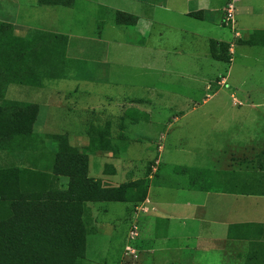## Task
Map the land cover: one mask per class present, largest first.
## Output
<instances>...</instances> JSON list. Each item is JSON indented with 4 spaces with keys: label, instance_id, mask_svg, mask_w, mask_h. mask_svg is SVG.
Here are the masks:
<instances>
[{
    "label": "rangeland",
    "instance_id": "1",
    "mask_svg": "<svg viewBox=\"0 0 264 264\" xmlns=\"http://www.w3.org/2000/svg\"><path fill=\"white\" fill-rule=\"evenodd\" d=\"M75 1V7L66 8L45 6L39 0H0L4 37L24 38L39 30L58 33L71 42L64 59L65 78L44 79L23 98L15 90L12 99L32 100L36 95L42 105L48 98L70 100L69 106L42 107L35 132L45 138L67 136L72 147L88 158L91 178L105 187L144 180L154 191L157 205L153 207L147 201L88 204L84 216L88 236L79 264H157L150 252L155 248L156 219L176 213L187 198L201 203L207 200L206 194L179 190L190 183L188 176L178 174L179 168L208 172L205 185L213 190L223 186L221 182L213 185L214 171L258 170L264 162V47L245 44L255 39L253 33L264 18H257V8L254 17H246L232 2L234 25L226 20L229 5L216 13L191 14L196 20L183 16L186 10H195L192 0H158L163 3L159 8L139 0ZM116 12L136 16L139 28L117 27ZM100 24H104L103 31ZM235 28L243 35L237 37ZM101 37L118 41L119 55L113 53L110 59L117 62L116 55L120 61L112 71L116 82L107 83L108 78L103 83L105 73L100 72L94 82H81L82 74L95 72L80 67L88 56L97 60L98 51L93 47L90 55L81 54L80 47L89 46L86 40ZM241 37L230 63L213 59L212 41H224L221 43L230 54L231 44ZM79 82L87 94L96 93L89 97L93 106H102L104 98L103 110L92 105L90 111L77 107L75 97L82 98L76 94ZM48 147L46 154L24 152L23 157L30 158L32 167L37 164L36 168L51 172L57 148L53 143ZM22 167L9 164V168H27ZM67 182L63 178L62 186ZM245 261L247 264V258Z\"/></svg>",
    "mask_w": 264,
    "mask_h": 264
},
{
    "label": "trees",
    "instance_id": "2",
    "mask_svg": "<svg viewBox=\"0 0 264 264\" xmlns=\"http://www.w3.org/2000/svg\"><path fill=\"white\" fill-rule=\"evenodd\" d=\"M39 1L52 7L76 5L75 0ZM114 22L117 26H136L138 18L116 12ZM2 25L0 23V150L47 152L48 144L53 143L57 152L52 174L19 168L0 170V264H79L85 256L88 236L84 221L87 205L141 204L147 200L150 186L142 180L116 188L105 187L89 177L88 158L72 147L67 136L47 135L45 138L35 133L39 106L6 100L7 88L9 85L40 87L44 79H62L68 38L33 30L24 38L8 39L2 35ZM5 27L10 29L11 24ZM103 29L104 24H100V30ZM262 42L263 39L259 43ZM228 51L223 43L212 41L210 53L214 60L230 63L232 58ZM201 171L179 168L178 174L188 176L191 189L212 191L205 185L208 172ZM231 174L238 173L213 174V185L223 184L213 190L235 192L239 186L256 189L255 183L243 182L247 180H241L242 175ZM63 178L68 179L66 186L61 184ZM235 227L231 226L229 238ZM250 227L255 226L247 228ZM257 247V243L251 244L247 264H264V250Z\"/></svg>",
    "mask_w": 264,
    "mask_h": 264
},
{
    "label": "crops",
    "instance_id": "3",
    "mask_svg": "<svg viewBox=\"0 0 264 264\" xmlns=\"http://www.w3.org/2000/svg\"><path fill=\"white\" fill-rule=\"evenodd\" d=\"M139 1L145 3L150 8L155 6V4V8H159V6L163 4L161 2L158 3V0ZM193 1L196 3V8L195 10L194 8L186 10L183 13V16H185L186 18L196 19L190 15L201 11L216 13L221 10H225L231 2L238 4L240 6L239 12H241V14H245L246 17H254L256 15L254 11L257 8V18H264V0H192L191 2ZM151 21L154 24L159 23V21L155 19H152ZM138 23L136 27L139 28ZM236 30V32H238L240 36L243 35L242 32H240L238 29ZM139 33L141 32L139 31ZM253 35L255 39H251L249 41L250 43L248 42L245 44L252 47H264V23L260 25V28L254 31ZM241 39L243 40L242 37L240 39H236L232 44L230 42L231 53L229 55L231 57L234 53L235 47H237L238 41H240ZM262 39L263 44L259 43ZM86 42V44L89 43V46H81L79 50L80 53L90 55V48L96 47L98 54L96 55L97 60H89V56L87 57V60H84V65L80 67V70L85 69V66H87L91 68V70H94L95 73H88L87 75L82 74L80 76L82 77L80 81H87L85 83L94 82L95 80H97L98 72H100L105 73V76H102L101 78V81L103 83L108 78L109 81L107 83L116 82V75L115 73L112 74V71L115 72V68L118 64L120 65V61L116 59V55L115 60L117 62H115L113 58L111 61L110 59L111 57H113V53H117V56L119 55L118 49L120 47L117 46L118 41H110L104 39V37H101L97 40H86ZM69 43H71L70 38ZM126 47L133 48L134 46H129L126 44ZM135 49L139 50L138 48ZM93 58H95V56ZM63 78H65V75ZM67 78L71 79V76ZM72 79L76 78L73 77ZM75 87H77L76 94H79V96L82 97H75L78 100L77 107L81 108V110H89L90 105H92L89 102V97L94 98L96 93L93 92V94L91 95L87 94V92L82 90L85 89L82 88V83H80L79 85H75ZM33 88L36 87L9 85V87L7 88L5 99L8 101H15V99H12V95L15 90H17V96L19 98L26 97L27 95H29V89ZM78 88H80L81 90ZM48 99L46 100L45 105L41 104V100L36 97V95L32 100L16 99V102L33 103L37 105L40 104V112L42 107L53 108L70 105V100L51 101V99ZM94 101L95 99H93V102ZM105 103L106 102L103 98L101 102L102 106H96L94 104V106L92 105V107L98 108V110H103L105 108ZM51 113H56V110ZM35 128L36 126L34 127V131ZM47 152L34 153L46 154ZM23 153L24 152L12 150H0V170L8 169L9 164H19L23 167H27L25 169H31L33 171H38L41 173L50 171L36 168L35 166L37 164H34L32 167V165L29 163L30 158L25 159L23 157ZM52 172L53 168L52 171L48 173ZM213 173H260L261 176L256 179L255 177L245 179L243 177V179H241L247 180L243 181L247 184L251 182L255 183L256 189L254 190H252L251 188H243L239 186L235 192H223L222 190L199 191L191 189V183H188V186L186 188H179L180 191L206 194L207 200L201 203L187 198L186 201H183L180 204V210H177L176 213H164L163 216L156 219L155 235L152 238V242H154L155 248L150 252L152 253L153 258L157 260V264H246L245 259L251 251V244L257 243V248L260 251L264 250V162L258 168V170L248 169L245 172H226L216 170ZM114 176L117 175L115 174ZM256 184H258V186ZM153 192V189L150 188L149 196L146 200V205L149 204L150 207H153L152 205H157L153 198ZM158 224H160L161 226V229L159 230L160 233H158ZM246 225L247 227H255L247 228ZM231 226L237 227H235L234 229L232 228V236L229 238V230L231 229Z\"/></svg>",
    "mask_w": 264,
    "mask_h": 264
},
{
    "label": "built area",
    "instance_id": "4",
    "mask_svg": "<svg viewBox=\"0 0 264 264\" xmlns=\"http://www.w3.org/2000/svg\"><path fill=\"white\" fill-rule=\"evenodd\" d=\"M235 6L234 4L229 5V10H228V16H227V22L232 23L233 25L235 24ZM237 37H240V34L237 33Z\"/></svg>",
    "mask_w": 264,
    "mask_h": 264
}]
</instances>
